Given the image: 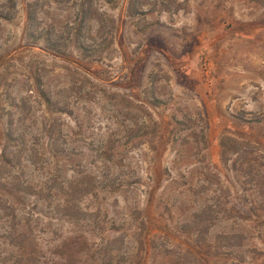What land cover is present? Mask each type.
Here are the masks:
<instances>
[{
	"label": "rangeland",
	"instance_id": "374dc122",
	"mask_svg": "<svg viewBox=\"0 0 264 264\" xmlns=\"http://www.w3.org/2000/svg\"><path fill=\"white\" fill-rule=\"evenodd\" d=\"M0 13V150L8 123L28 150L0 164V229L19 223L39 256L75 264L109 249L122 264L138 240L142 264L264 261V0H0ZM223 136L237 154L222 158Z\"/></svg>",
	"mask_w": 264,
	"mask_h": 264
},
{
	"label": "trees",
	"instance_id": "16d2710c",
	"mask_svg": "<svg viewBox=\"0 0 264 264\" xmlns=\"http://www.w3.org/2000/svg\"><path fill=\"white\" fill-rule=\"evenodd\" d=\"M0 19L8 20V17H5L0 13ZM25 19H26V27L31 29V26H33L34 18L31 16H26ZM49 50L53 51L54 49L52 48ZM80 50L82 51V54H84V56L87 54L86 52L89 51L88 49H84V48H80ZM38 95L41 98L44 107L48 112H51L56 116L63 114L64 109L61 106L56 105L52 100L51 96L43 93L42 91H39ZM55 127H56V122H54V125L47 126L45 133L47 144L52 143V144H48L47 146H54L57 141L58 135L60 134V126H57V128L54 130ZM15 132L16 131L13 129V125L11 123H8L3 131V143L0 150V164L4 167L7 166L11 170L14 169L13 166L15 163L13 162H18L19 160L16 157H18V155L28 153L27 152L28 150L25 148L23 136L16 135ZM229 141H230L229 138H227L226 136H223L220 140V150H221L222 158H225L224 156L226 157L229 156V154H237L239 152L238 148L234 146L232 147V151L228 149L229 145L227 143ZM46 154H48V152ZM11 156L12 158H14V160H11L9 158ZM257 171L261 172L259 169ZM257 210L258 208H254V211L253 209L248 210V213H252ZM204 223L205 222L202 217L196 218L188 225L181 226L182 229L180 230H184L187 234L193 235L195 232H197L200 226L204 225ZM26 225H28V223H26ZM139 226H140L139 229L142 228V223L139 224ZM0 230H1L0 264H75L74 263L75 255H69L67 253H65L62 257H58L59 261L56 260L53 261L46 259L45 257L39 256L38 253H36V251L32 248V246H29L28 237L25 235V232L21 231V227L19 223L17 224L11 223V225L9 226H5V227L3 226V228H1ZM115 240L116 238L113 237L106 238L104 239L103 246L115 243ZM122 241L123 239L121 240V242ZM140 241L141 240L136 241L139 247H138V253L137 254L135 253L134 255V259L131 258L122 259V256L118 254H115L114 258L118 256V258L122 260V264H142L143 261L142 245H141L142 243ZM217 243H218L217 239L213 241H208L207 239L199 238L198 240H196V246L203 250L205 256L215 259L221 256L218 254L219 247L217 246ZM83 244L84 241L82 245ZM114 252H116V250L109 249L107 252L102 254L103 255L102 259L107 260V263L105 264H115V262L112 263L113 257L111 256V254ZM92 262H94L93 259ZM85 264H90V262L89 261L87 262L86 259ZM259 264H264V261H261Z\"/></svg>",
	"mask_w": 264,
	"mask_h": 264
}]
</instances>
